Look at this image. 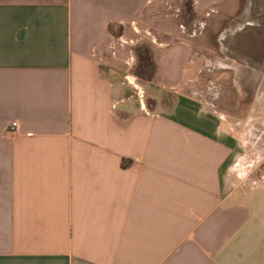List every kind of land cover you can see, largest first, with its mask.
<instances>
[{"label":"crops","instance_id":"crops-1","mask_svg":"<svg viewBox=\"0 0 264 264\" xmlns=\"http://www.w3.org/2000/svg\"><path fill=\"white\" fill-rule=\"evenodd\" d=\"M156 4L0 0V264H264V0Z\"/></svg>","mask_w":264,"mask_h":264},{"label":"rangeland","instance_id":"rangeland-1","mask_svg":"<svg viewBox=\"0 0 264 264\" xmlns=\"http://www.w3.org/2000/svg\"><path fill=\"white\" fill-rule=\"evenodd\" d=\"M241 1L236 0V5H228V1H225L214 11L197 15L193 11L192 0H157L155 15L153 19L145 22L144 27L157 31V41L166 39V34L175 37L180 34L184 38L194 40L195 48H204L211 46L215 32L238 22L234 19L243 7ZM208 95L211 96L210 93H207ZM250 173H256L257 179H260V169L255 163L238 165L232 172L233 176L238 175L237 180H243Z\"/></svg>","mask_w":264,"mask_h":264},{"label":"built area","instance_id":"built-area-1","mask_svg":"<svg viewBox=\"0 0 264 264\" xmlns=\"http://www.w3.org/2000/svg\"><path fill=\"white\" fill-rule=\"evenodd\" d=\"M18 128V124L17 122H11V124L9 125V129L14 131Z\"/></svg>","mask_w":264,"mask_h":264}]
</instances>
